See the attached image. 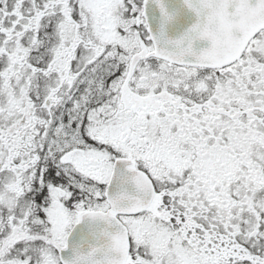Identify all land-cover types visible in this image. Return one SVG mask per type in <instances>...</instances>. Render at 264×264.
<instances>
[{"label": "snow or ice", "instance_id": "1", "mask_svg": "<svg viewBox=\"0 0 264 264\" xmlns=\"http://www.w3.org/2000/svg\"><path fill=\"white\" fill-rule=\"evenodd\" d=\"M0 264H264V0H0Z\"/></svg>", "mask_w": 264, "mask_h": 264}]
</instances>
